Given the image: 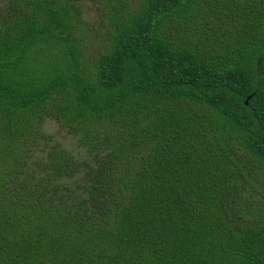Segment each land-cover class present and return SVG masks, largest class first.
<instances>
[{
	"label": "trees",
	"instance_id": "obj_1",
	"mask_svg": "<svg viewBox=\"0 0 264 264\" xmlns=\"http://www.w3.org/2000/svg\"><path fill=\"white\" fill-rule=\"evenodd\" d=\"M0 264H264V0H1Z\"/></svg>",
	"mask_w": 264,
	"mask_h": 264
},
{
	"label": "rangeland",
	"instance_id": "obj_2",
	"mask_svg": "<svg viewBox=\"0 0 264 264\" xmlns=\"http://www.w3.org/2000/svg\"><path fill=\"white\" fill-rule=\"evenodd\" d=\"M82 13L83 18L86 21L97 20L98 11L89 2L82 3ZM44 131L45 133L50 134L55 141L61 143L64 148L72 151L81 158L86 157L84 150L76 146L75 137L72 134H69L66 129L59 127L53 121L47 120L44 125Z\"/></svg>",
	"mask_w": 264,
	"mask_h": 264
}]
</instances>
